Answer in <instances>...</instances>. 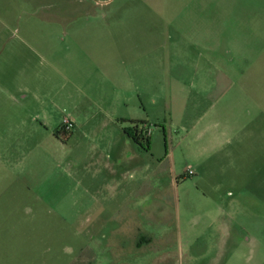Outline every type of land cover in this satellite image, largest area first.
<instances>
[{"label": "rangeland", "instance_id": "374dc122", "mask_svg": "<svg viewBox=\"0 0 264 264\" xmlns=\"http://www.w3.org/2000/svg\"><path fill=\"white\" fill-rule=\"evenodd\" d=\"M260 161L264 0H0V264H235L218 205Z\"/></svg>", "mask_w": 264, "mask_h": 264}, {"label": "crops", "instance_id": "0c3cea01", "mask_svg": "<svg viewBox=\"0 0 264 264\" xmlns=\"http://www.w3.org/2000/svg\"><path fill=\"white\" fill-rule=\"evenodd\" d=\"M73 120L75 122L74 130H77L78 121L75 118ZM258 144L261 146V142ZM110 146L114 149L116 145L111 143ZM129 148L131 150L122 148V153L110 157L113 161L108 162L106 159L109 158L106 156L97 157L96 161H93L98 166L96 171L90 175V178L86 179V189L90 193L110 194L112 196L124 194L125 174L118 170V164L122 165L123 160L126 158L131 162L133 170L134 168L136 170L140 168V151L133 147ZM257 157L256 159H261L260 155ZM146 168L147 173L144 171L140 177L142 180L147 177L149 180L154 172L153 170L150 171L148 163ZM191 169L193 170V168ZM106 170L109 171L106 172ZM194 172L196 173V170ZM241 178L242 185H237L231 181L226 203L223 202L222 205H218L219 209L228 211V237L233 243V249L228 258L235 264H240L239 261H243V264H264V165L262 166L260 161L258 169L247 172ZM42 184L37 183L36 188L41 189ZM22 185L19 186L29 189L28 183L23 181ZM103 201L106 204V199H103ZM241 232H244V235ZM242 243L251 249L248 254H240L237 251V245Z\"/></svg>", "mask_w": 264, "mask_h": 264}, {"label": "trees", "instance_id": "16d2710c", "mask_svg": "<svg viewBox=\"0 0 264 264\" xmlns=\"http://www.w3.org/2000/svg\"><path fill=\"white\" fill-rule=\"evenodd\" d=\"M135 123L134 128L128 129L130 136L133 138V140L139 145L143 146L148 149L150 144V133L148 132V128L145 127L146 121H132ZM141 123V124H140ZM73 131H67L62 126H60V129L57 131V134H69Z\"/></svg>", "mask_w": 264, "mask_h": 264}, {"label": "built area", "instance_id": "2783aa9c", "mask_svg": "<svg viewBox=\"0 0 264 264\" xmlns=\"http://www.w3.org/2000/svg\"><path fill=\"white\" fill-rule=\"evenodd\" d=\"M61 126L67 131H73L75 128V122L73 119L66 117L64 118ZM148 132L150 133V129H148ZM194 174H195L194 170L190 168L188 169L186 175H194Z\"/></svg>", "mask_w": 264, "mask_h": 264}]
</instances>
